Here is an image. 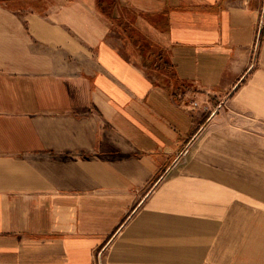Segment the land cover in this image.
<instances>
[{
    "label": "crops",
    "instance_id": "1",
    "mask_svg": "<svg viewBox=\"0 0 264 264\" xmlns=\"http://www.w3.org/2000/svg\"><path fill=\"white\" fill-rule=\"evenodd\" d=\"M39 2L0 0V264H264V0Z\"/></svg>",
    "mask_w": 264,
    "mask_h": 264
},
{
    "label": "rangeland",
    "instance_id": "2",
    "mask_svg": "<svg viewBox=\"0 0 264 264\" xmlns=\"http://www.w3.org/2000/svg\"><path fill=\"white\" fill-rule=\"evenodd\" d=\"M38 1V0H37ZM39 1H41V3L39 2L38 4H34V6H31V7H34V9H36L37 8V5L40 7V8H43V7H45L46 6V2H45V0H39ZM30 7H27V9H29ZM262 34H264V30H263V25L261 26V28L259 29V32H258V36H257V40H256V45H255V47H256V49H257V46H258V44L260 43V41L263 39V37L261 38V35ZM132 35H133V37H137V34L133 31L132 32ZM256 61H257V59H256V55L255 56H253V59H252V62H251V68L252 67H254V65L256 64ZM227 99H228V96H225V97H223V98H220L219 99V101L214 105V107H212V108H210V107H203L204 108V110L206 111V112H209L210 114H214L216 111H218L219 109H221V108H224L225 107V105H226V103H227ZM194 101V100H193ZM197 102V101H196ZM198 103V102H197ZM199 108H202V106H200V104L198 103V106L196 107V109H199ZM103 254H104V252H103ZM103 257V256H102Z\"/></svg>",
    "mask_w": 264,
    "mask_h": 264
},
{
    "label": "built area",
    "instance_id": "3",
    "mask_svg": "<svg viewBox=\"0 0 264 264\" xmlns=\"http://www.w3.org/2000/svg\"><path fill=\"white\" fill-rule=\"evenodd\" d=\"M197 106H198V103L196 101H191L190 102V108L191 109H196ZM103 252H104V249L102 251H100L99 253H97L96 264H101Z\"/></svg>",
    "mask_w": 264,
    "mask_h": 264
},
{
    "label": "trees",
    "instance_id": "4",
    "mask_svg": "<svg viewBox=\"0 0 264 264\" xmlns=\"http://www.w3.org/2000/svg\"><path fill=\"white\" fill-rule=\"evenodd\" d=\"M263 37V34L261 35V38Z\"/></svg>",
    "mask_w": 264,
    "mask_h": 264
}]
</instances>
